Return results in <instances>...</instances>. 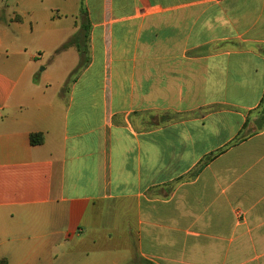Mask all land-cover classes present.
<instances>
[{"label":"crops","instance_id":"crops-1","mask_svg":"<svg viewBox=\"0 0 264 264\" xmlns=\"http://www.w3.org/2000/svg\"><path fill=\"white\" fill-rule=\"evenodd\" d=\"M262 98L264 0H0V264H264Z\"/></svg>","mask_w":264,"mask_h":264},{"label":"trees","instance_id":"trees-1","mask_svg":"<svg viewBox=\"0 0 264 264\" xmlns=\"http://www.w3.org/2000/svg\"><path fill=\"white\" fill-rule=\"evenodd\" d=\"M82 1V0H81ZM82 5V3H81ZM86 23L87 19H84ZM88 38V25L86 24H81L80 30L77 34H75L70 41L63 46V49L69 46H74L79 52V63L77 67L72 71L70 74L67 83H69L72 78L80 71V69L86 64L87 62V57H86V41ZM256 115H257V121L256 123L258 124H264V98L261 99L260 104L258 109L256 110ZM260 129V127H258ZM42 142V138L40 135H32L30 136V143L32 145L40 144ZM209 160V159H208ZM141 264H152L148 261H142Z\"/></svg>","mask_w":264,"mask_h":264},{"label":"rangeland","instance_id":"rangeland-1","mask_svg":"<svg viewBox=\"0 0 264 264\" xmlns=\"http://www.w3.org/2000/svg\"><path fill=\"white\" fill-rule=\"evenodd\" d=\"M37 57H38L37 60H41V58H40L41 56L37 55ZM42 63H43V64H42L41 66H39V71H40V72H41V69H43L44 65L47 63V62H46V59H43V60H42ZM77 65H78V64H77ZM76 67H77V66H76ZM71 73H72V72H71ZM71 73H70V74H71ZM69 76H70V75H69Z\"/></svg>","mask_w":264,"mask_h":264}]
</instances>
